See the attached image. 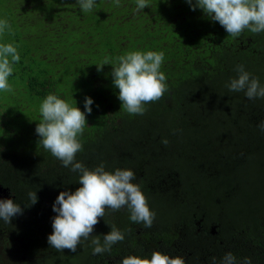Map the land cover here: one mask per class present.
<instances>
[{
    "label": "trees",
    "instance_id": "16d2710c",
    "mask_svg": "<svg viewBox=\"0 0 264 264\" xmlns=\"http://www.w3.org/2000/svg\"><path fill=\"white\" fill-rule=\"evenodd\" d=\"M147 4L95 0L85 13L77 0H0L11 25L0 43L20 55L13 91H0V187L24 208L11 224L0 220V264H118L157 250L185 264H219L228 252L238 264H264V98L227 87L241 64L264 87V32L228 36L186 0ZM136 50L164 53L168 88L143 115L123 110L111 76L117 58ZM48 94L85 112V97L93 99L76 162L131 169L155 214L146 228L126 207L106 209L92 235L103 244L114 224L125 236L110 252L94 255L90 240L75 253L48 243L56 198L80 187L79 174L38 144ZM32 191L38 201L24 207Z\"/></svg>",
    "mask_w": 264,
    "mask_h": 264
},
{
    "label": "clouds",
    "instance_id": "9594fccd",
    "mask_svg": "<svg viewBox=\"0 0 264 264\" xmlns=\"http://www.w3.org/2000/svg\"><path fill=\"white\" fill-rule=\"evenodd\" d=\"M83 12H90L95 0H77ZM116 6L120 0H114ZM192 10L201 9L208 19L218 22L228 33V36L239 37L245 30L258 34L264 32V0H186ZM137 11L149 7L147 0H136ZM11 30L7 19H0V36ZM20 55L12 43H0V91L12 92L9 77L13 74V65L18 63ZM164 60L163 52L130 51L121 55L112 65L111 76L113 86L119 90L118 99L122 108L131 115H143L144 105L160 100L168 90L166 76L161 71ZM103 65H97L102 71ZM238 78L227 85L229 91H244L249 99L264 98V87L258 78L250 77L244 66L237 65ZM93 99L85 97V111L73 106L56 94H48L43 99L39 112L42 119L36 126V134L40 137L38 144L42 145L64 167L71 166V171L79 174V185L73 191H61L53 204V232L48 236L50 247L57 251L70 250L75 253L82 241H89L93 246V254L110 252L113 245L125 239L124 234L113 224L111 231L103 235V244L98 235H92L94 226L101 217H105L106 209L112 212L127 208L130 220L151 228L155 214L150 210L147 198L140 185L134 183L135 173L131 169L107 171L103 163L94 168H88L81 162H76V154L82 150L79 136L83 134L87 122L86 113L92 112ZM258 127L264 131V121ZM164 139L162 143L167 144ZM31 207L38 201L37 192L28 193ZM24 208L12 199H0V220L11 224L12 219L22 215ZM118 264H185V259L170 257L160 251H153L150 258L129 255ZM211 264H218L215 257ZM219 264H238L233 253L224 255ZM239 264H252L251 257H244Z\"/></svg>",
    "mask_w": 264,
    "mask_h": 264
},
{
    "label": "water",
    "instance_id": "95a60500",
    "mask_svg": "<svg viewBox=\"0 0 264 264\" xmlns=\"http://www.w3.org/2000/svg\"><path fill=\"white\" fill-rule=\"evenodd\" d=\"M6 190L0 187V199H7Z\"/></svg>",
    "mask_w": 264,
    "mask_h": 264
}]
</instances>
